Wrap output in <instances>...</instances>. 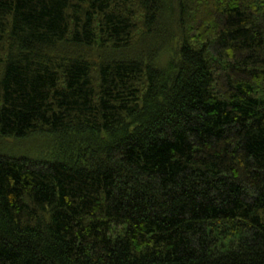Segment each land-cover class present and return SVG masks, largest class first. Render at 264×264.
I'll list each match as a JSON object with an SVG mask.
<instances>
[{"label":"trees","instance_id":"16d2710c","mask_svg":"<svg viewBox=\"0 0 264 264\" xmlns=\"http://www.w3.org/2000/svg\"><path fill=\"white\" fill-rule=\"evenodd\" d=\"M0 264H264V0H0Z\"/></svg>","mask_w":264,"mask_h":264},{"label":"rangeland","instance_id":"374dc122","mask_svg":"<svg viewBox=\"0 0 264 264\" xmlns=\"http://www.w3.org/2000/svg\"><path fill=\"white\" fill-rule=\"evenodd\" d=\"M31 142H33V141H31V140L15 141V144L11 146V149H13L15 153H24L26 150H24L22 148V146H28ZM10 151H12V150H10Z\"/></svg>","mask_w":264,"mask_h":264}]
</instances>
